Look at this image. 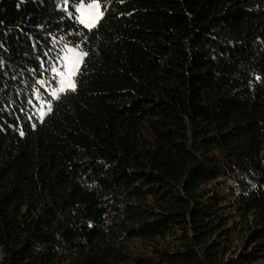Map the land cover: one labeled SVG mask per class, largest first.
Instances as JSON below:
<instances>
[{"label": "trees", "instance_id": "obj_1", "mask_svg": "<svg viewBox=\"0 0 264 264\" xmlns=\"http://www.w3.org/2000/svg\"><path fill=\"white\" fill-rule=\"evenodd\" d=\"M96 1L0 0V264H260L264 0Z\"/></svg>", "mask_w": 264, "mask_h": 264}, {"label": "rangeland", "instance_id": "obj_2", "mask_svg": "<svg viewBox=\"0 0 264 264\" xmlns=\"http://www.w3.org/2000/svg\"><path fill=\"white\" fill-rule=\"evenodd\" d=\"M98 4L96 0H90L89 3L83 5L80 8L78 22L85 28L90 29L94 26H89L96 20L99 13H102L99 9L90 8V5ZM99 5V4H98ZM102 17V16H101ZM98 21L100 20V18ZM83 21V22H82ZM95 22V25L98 23ZM84 57L83 52L78 47H66L61 58L60 69L54 73V87L49 90V96L51 101L41 103L38 111L37 118L41 121L47 113H49L51 108V102L58 98L61 94L66 91H73L70 84H74V77L80 68V64ZM73 71L75 74L73 75ZM75 85V84H74ZM63 88V91L61 89ZM75 88V87H74ZM260 264H264V260Z\"/></svg>", "mask_w": 264, "mask_h": 264}, {"label": "snow or ice", "instance_id": "obj_3", "mask_svg": "<svg viewBox=\"0 0 264 264\" xmlns=\"http://www.w3.org/2000/svg\"><path fill=\"white\" fill-rule=\"evenodd\" d=\"M90 8H95V9H99V5L98 4H94V5H90L89 6ZM102 16V13H99V16H97V18H96V20L95 21H93V23L91 24V25H89V26H95V22H97L98 21V19H99V17H101ZM83 22V21H82ZM73 75L75 74V72L73 71V73H72ZM70 86L73 88V90H74V87H75V85L74 84H70ZM61 91H63V88L61 89Z\"/></svg>", "mask_w": 264, "mask_h": 264}]
</instances>
